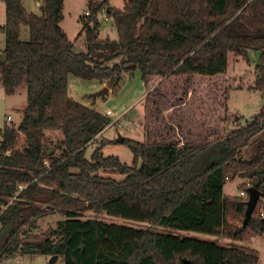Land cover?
<instances>
[{"label": "trees", "instance_id": "16d2710c", "mask_svg": "<svg viewBox=\"0 0 264 264\" xmlns=\"http://www.w3.org/2000/svg\"><path fill=\"white\" fill-rule=\"evenodd\" d=\"M2 1L0 81L6 95L24 86L26 105L18 125L0 129V256L56 255L63 264H257L254 248L170 230L238 242L264 237L258 215L264 141L255 143L248 160L241 154L264 129V117L230 131L225 124L235 79L230 67L248 50L259 53L252 89L264 92V0H123L122 9L86 0L84 52L75 51L60 27L64 0H42L40 15L29 13L22 0ZM103 10L116 40L99 38L97 13ZM23 26L28 40L21 39ZM135 70L146 87L144 128L142 141L121 142L133 155L127 165L103 155V142L95 140L117 121L71 98L68 77L110 89L116 77ZM221 78V91L209 84ZM174 110L182 115L171 113L169 123L165 111ZM236 177L261 193L245 226L247 200L223 191ZM87 211L170 230L105 223L84 218ZM52 212L62 219L40 239L31 238L36 220Z\"/></svg>", "mask_w": 264, "mask_h": 264}, {"label": "rangeland", "instance_id": "374dc122", "mask_svg": "<svg viewBox=\"0 0 264 264\" xmlns=\"http://www.w3.org/2000/svg\"><path fill=\"white\" fill-rule=\"evenodd\" d=\"M105 0H93V4L96 7H101ZM38 2L40 3L38 6ZM106 4L111 8H123V0H106ZM24 3V4H23ZM42 0H23L22 4L29 13L40 15V5ZM104 9V8H103ZM87 1L86 0H64L63 4V20L60 23L61 29L66 33L69 40L73 42L76 52L85 51V34L82 30L83 23L81 17L88 15ZM107 17L106 12L97 13V19L100 24L99 38L116 40L117 33L113 26L112 21ZM5 22V5L0 0V25ZM29 32L28 27L23 26L21 28V39L28 40ZM4 36L0 32V60L4 59L3 54ZM259 53L254 50H248L246 57H238V59L231 65L230 70L234 71L235 79L232 81V88L229 90L227 100V120L225 121L227 131L243 128L246 126L247 121L256 115L264 117V92H259L254 89V67L258 61ZM111 65V63L109 64ZM115 86L108 89L103 96H97L96 94L104 87H108L105 83L100 84L94 80H83L74 76L68 77V94L74 100L88 104L90 107L96 109L99 112L106 113L110 111L109 118L121 116L115 125L108 126L101 135L98 142H103L102 153L105 156L112 155L118 157V159L131 165L133 155L127 145L118 141L120 137L130 138L134 140L143 139V116L144 108L143 101L146 94V87L141 79L139 70H135L132 73L123 72L119 79L115 78ZM209 84L215 86L220 91L226 83L225 79H212ZM227 82L229 80L227 79ZM219 91V93H220ZM26 105V90L25 87H20L15 94L6 95L3 90V86L0 81V129L5 125L13 124L18 125L22 118V110ZM167 107V106H166ZM168 108V107H167ZM180 111V110H178ZM176 110L173 112L165 111L164 117L168 118V122L171 123V117L174 115L181 116L182 113ZM173 115H172V114ZM192 114V113H191ZM8 117L10 119L8 120ZM203 130H200L197 134L202 135ZM56 137L57 134H54ZM1 139V134H0ZM258 140L264 141V129L257 133L249 146L241 149V154L244 159L248 160L255 151V143ZM97 147L96 143L90 144L86 148L85 156L90 157L93 150ZM104 176L112 177L116 180H121L123 176L118 174L103 173ZM246 178L236 177L233 180H227L223 191L225 195L239 196L241 184L247 182ZM84 218H96L105 223H116L133 228H151L156 231L170 230L163 227H156L144 222H135L124 220L117 217H111L104 213L94 214L91 211H87L84 214ZM62 219V215L57 212H52L38 218L35 222V227L29 229L31 238L40 239L43 234L54 227L57 220ZM172 234L181 235L184 237L196 238L206 241L215 242L223 246L238 245L249 246L256 249L259 253V262L257 264H264V237L259 236L251 241L238 242L232 241L227 238H219L208 234H202L192 231H179L170 230ZM15 261L21 264H48L49 256L44 255H22L16 256ZM54 264H63V259L58 257Z\"/></svg>", "mask_w": 264, "mask_h": 264}, {"label": "water", "instance_id": "95a60500", "mask_svg": "<svg viewBox=\"0 0 264 264\" xmlns=\"http://www.w3.org/2000/svg\"><path fill=\"white\" fill-rule=\"evenodd\" d=\"M107 91H108V88L104 87L102 91L98 92L96 95L103 96ZM123 139L124 138L120 137L118 141L123 142ZM140 167H141V160L139 159L138 169H140ZM247 192H248V199L246 201V210H245L244 219H243V226H245L247 222L249 221V219L251 218L252 213L256 208L257 202L261 198L260 191H258L257 189L253 187L248 188ZM56 259H57V256L52 255L51 257H49L48 264H54Z\"/></svg>", "mask_w": 264, "mask_h": 264}, {"label": "built area", "instance_id": "2783aa9c", "mask_svg": "<svg viewBox=\"0 0 264 264\" xmlns=\"http://www.w3.org/2000/svg\"><path fill=\"white\" fill-rule=\"evenodd\" d=\"M106 114L107 115H111L110 111H106ZM121 116H117V117H114V119L112 120V123L116 122L117 120L120 119ZM10 119V117H8V120ZM245 187L248 189L250 188L249 184L248 183H245ZM239 197L243 198V199H248V192L247 190H241L240 191V194H239ZM259 217L264 219V207L260 210V212L258 213ZM20 238H24L23 234H22V228L19 230V234ZM0 264H21L20 262L18 261H15V260H8L6 259L5 255H2L0 256Z\"/></svg>", "mask_w": 264, "mask_h": 264}, {"label": "crops", "instance_id": "0c3cea01", "mask_svg": "<svg viewBox=\"0 0 264 264\" xmlns=\"http://www.w3.org/2000/svg\"><path fill=\"white\" fill-rule=\"evenodd\" d=\"M23 1V0H22ZM24 4V3H23ZM39 2H38V6H39ZM25 6V5H24ZM105 19L107 20L108 18L107 17H105ZM3 25V24H2ZM2 25H0V26H2ZM84 105H86V106H90V105H88V104H84ZM103 134V133H102ZM101 134V135H102ZM101 135H98L96 138H95V140H99L100 139V137H101ZM253 239H255V238H253ZM253 239H251V240H253ZM247 247H249V246H247ZM250 248H252V247H250Z\"/></svg>", "mask_w": 264, "mask_h": 264}]
</instances>
